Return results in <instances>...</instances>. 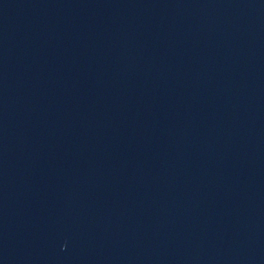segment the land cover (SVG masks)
Listing matches in <instances>:
<instances>
[{
    "label": "water",
    "instance_id": "1",
    "mask_svg": "<svg viewBox=\"0 0 264 264\" xmlns=\"http://www.w3.org/2000/svg\"><path fill=\"white\" fill-rule=\"evenodd\" d=\"M0 264H264V0H0Z\"/></svg>",
    "mask_w": 264,
    "mask_h": 264
}]
</instances>
